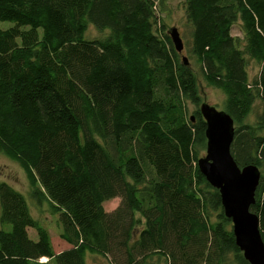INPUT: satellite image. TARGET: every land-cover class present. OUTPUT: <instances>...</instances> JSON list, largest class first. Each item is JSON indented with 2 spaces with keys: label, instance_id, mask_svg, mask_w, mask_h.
Wrapping results in <instances>:
<instances>
[{
  "label": "trees",
  "instance_id": "trees-1",
  "mask_svg": "<svg viewBox=\"0 0 264 264\" xmlns=\"http://www.w3.org/2000/svg\"><path fill=\"white\" fill-rule=\"evenodd\" d=\"M162 3L0 0V21L12 23L0 27V152L23 168L68 245L55 252L23 193L0 181V264H86L88 255L249 264L218 189L198 169V80L160 22ZM183 12L185 50L233 119L230 153L260 172L250 211L264 243V0H183ZM88 25L106 34L87 38Z\"/></svg>",
  "mask_w": 264,
  "mask_h": 264
},
{
  "label": "water",
  "instance_id": "water-1",
  "mask_svg": "<svg viewBox=\"0 0 264 264\" xmlns=\"http://www.w3.org/2000/svg\"><path fill=\"white\" fill-rule=\"evenodd\" d=\"M177 52L183 49L176 28L169 31ZM184 64L187 59L182 56ZM205 122V151L197 166L206 181L218 189L224 214L230 219L235 244L249 264H264V243L259 231V220L250 211L260 172L255 165L239 167L230 153L234 134L233 119L223 110L206 102L199 104ZM193 119V117H191Z\"/></svg>",
  "mask_w": 264,
  "mask_h": 264
},
{
  "label": "rangeland",
  "instance_id": "rangeland-1",
  "mask_svg": "<svg viewBox=\"0 0 264 264\" xmlns=\"http://www.w3.org/2000/svg\"><path fill=\"white\" fill-rule=\"evenodd\" d=\"M157 13L160 17V22L164 25L166 31H170V29L173 27L177 29L183 43V49L180 52V58L181 56H185L189 65L194 70L197 76L198 88L200 91L202 102H206L210 105H213L217 110L224 111L225 97L223 92L220 89L206 85L199 73L197 65L195 64L193 59L189 58L185 50V45L189 40V26L187 25L184 18L183 0H163V3L159 6ZM10 25H12V23L9 21H0L1 28H6ZM232 33H238L236 27H233ZM105 34L106 31H98L92 25H88L84 35L87 38H98ZM257 71L258 66L251 63L248 67L249 76L251 77L256 75ZM194 109V105L190 103L187 104L188 115H191ZM253 120L254 113L251 112L247 117L246 121L250 122ZM0 181L8 183L13 188L23 193L30 208L32 216L38 219L40 225L48 230L54 251L56 252L62 250L65 246V243L59 237V227L56 223V215L51 213L49 205L45 200H42L40 204L36 203V201L30 195V185L23 168L16 161L10 159L2 152H0ZM118 201V198H112L110 200L105 201L103 203L104 209L106 211H111L117 206ZM28 233L30 238L36 240V233L34 229H29ZM86 264L109 263L105 258L101 256L88 255L86 257Z\"/></svg>",
  "mask_w": 264,
  "mask_h": 264
},
{
  "label": "bare ground",
  "instance_id": "bare-ground-1",
  "mask_svg": "<svg viewBox=\"0 0 264 264\" xmlns=\"http://www.w3.org/2000/svg\"><path fill=\"white\" fill-rule=\"evenodd\" d=\"M40 259H41V261H39V262H45L47 260L45 257H41Z\"/></svg>",
  "mask_w": 264,
  "mask_h": 264
},
{
  "label": "crops",
  "instance_id": "crops-1",
  "mask_svg": "<svg viewBox=\"0 0 264 264\" xmlns=\"http://www.w3.org/2000/svg\"><path fill=\"white\" fill-rule=\"evenodd\" d=\"M65 243V242H64ZM68 247V245L65 243V246H64V248L63 249H66ZM62 249V250H63ZM59 251H61V250H59ZM59 251H56V252H59Z\"/></svg>",
  "mask_w": 264,
  "mask_h": 264
},
{
  "label": "built area",
  "instance_id": "built-area-1",
  "mask_svg": "<svg viewBox=\"0 0 264 264\" xmlns=\"http://www.w3.org/2000/svg\"><path fill=\"white\" fill-rule=\"evenodd\" d=\"M39 261H41V259Z\"/></svg>",
  "mask_w": 264,
  "mask_h": 264
}]
</instances>
